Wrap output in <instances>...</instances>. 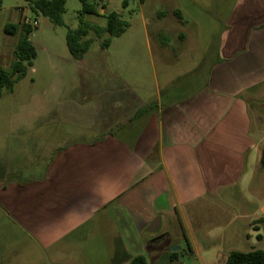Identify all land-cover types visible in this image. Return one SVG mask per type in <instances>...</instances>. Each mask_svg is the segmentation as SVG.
<instances>
[{
    "label": "crops",
    "instance_id": "1",
    "mask_svg": "<svg viewBox=\"0 0 264 264\" xmlns=\"http://www.w3.org/2000/svg\"><path fill=\"white\" fill-rule=\"evenodd\" d=\"M177 10L172 14L181 16ZM27 11L29 6H17L12 24L22 23ZM101 12L110 13L105 6ZM159 15L166 24L157 35L165 39L172 21L169 14ZM228 22L218 59L198 73L199 86L187 95L177 97V90L190 82L169 75L158 100L136 102L106 129L93 125L92 139L81 133L84 138L55 149L52 143L36 149L33 159L47 158L39 174L1 175L0 209L6 219L45 251L86 238L97 224L107 225L122 247L121 264L137 256L153 264L147 239L155 235L147 229L158 218L156 231L166 233L150 243L169 237L198 204L239 187L249 166L264 162L263 138L253 133L251 112L264 101V0H239ZM143 37L147 41L149 32ZM13 42L3 52L7 67L14 62ZM131 44L128 49L137 50V43ZM156 51L167 69L174 61L170 45L164 41ZM92 81L97 85L99 78ZM261 211L263 218L264 206ZM193 254L190 247L188 262L180 258L179 263L196 264Z\"/></svg>",
    "mask_w": 264,
    "mask_h": 264
},
{
    "label": "rangeland",
    "instance_id": "2",
    "mask_svg": "<svg viewBox=\"0 0 264 264\" xmlns=\"http://www.w3.org/2000/svg\"><path fill=\"white\" fill-rule=\"evenodd\" d=\"M90 2L99 15H86L82 18L85 22L105 27L107 20L101 12L105 6L109 12L120 14L129 28L121 37L112 39L107 33L99 37L90 32L87 39L93 42L83 60H76L67 46L68 31L80 25V0H67L62 26L27 11L28 18L38 21L31 35L37 58L14 92L4 90L0 99V176L12 179L18 171L24 177L39 174L47 158L42 154L33 159L36 149L50 143L55 149L58 144L85 136L92 139L93 134H89L93 125L106 129L110 119L136 102L158 100L160 87L169 75L181 84L190 82L177 90V97L197 88L198 73L207 71L219 57L228 21L237 10L239 0ZM17 6L26 7L27 1L0 0V56L8 70L3 52H7L8 42H17L18 36L6 35L4 27L17 21L13 16ZM176 9L181 16L172 14ZM159 13L169 14L166 19L172 21L171 32L165 39L157 35L166 24ZM146 31L149 32L147 41L143 37ZM106 39L111 43L104 49L102 44ZM164 41L170 45L174 58L167 69L163 68L166 64L162 65L156 51V45ZM132 42L137 43V50L128 49ZM93 76L99 78L97 85L89 82ZM90 98L96 99L91 102ZM251 112L253 133L263 138L259 147L262 151L264 101L252 105ZM32 163L35 174L28 171ZM247 173L248 177L239 187L198 204L184 221H177L169 237L161 236L163 239L155 243L149 242L151 237L147 239L149 258L156 260L153 264H166L174 248L178 249L179 259L188 262L185 255L193 247L191 259L196 264H218L221 256L232 251L264 250V222H260L264 206V162L257 168L250 165ZM108 228L97 224L86 238L45 251L6 219L0 209V264H121L125 260L122 247L117 234ZM164 233L166 230L161 228L147 234L157 238Z\"/></svg>",
    "mask_w": 264,
    "mask_h": 264
},
{
    "label": "trees",
    "instance_id": "3",
    "mask_svg": "<svg viewBox=\"0 0 264 264\" xmlns=\"http://www.w3.org/2000/svg\"><path fill=\"white\" fill-rule=\"evenodd\" d=\"M32 13L48 18L54 25H64L63 16L66 12L67 0H26ZM145 0H140L143 3ZM82 9L80 13V25L77 29L69 30L67 33V46L71 55L76 60H82L89 52L92 39H87L90 32L97 36L107 33L110 39L121 37L129 28V23L117 12H110L104 15L107 20L105 27L96 24H89L82 18L86 15H99L94 4L90 0H80ZM5 34L18 36L14 51V62L10 69H6L0 60V99L3 91L14 92L15 86L23 80L28 69L37 58V51L31 41L34 27L23 22L18 24H7L4 28ZM104 40L102 47L109 48L111 40ZM264 222V217L260 219ZM259 230V229H258ZM262 239V235H258ZM123 264H148L145 256H137ZM166 264H180L179 253L171 252ZM225 264H264V250H252L249 252L232 251L228 254Z\"/></svg>",
    "mask_w": 264,
    "mask_h": 264
},
{
    "label": "water",
    "instance_id": "4",
    "mask_svg": "<svg viewBox=\"0 0 264 264\" xmlns=\"http://www.w3.org/2000/svg\"><path fill=\"white\" fill-rule=\"evenodd\" d=\"M263 152H264V150H263ZM159 222H160V218H158L147 230L150 232L156 231L158 228ZM177 250H178L177 248H174L173 252H176ZM226 260H227V258L223 257L221 259V261L219 262V264H225Z\"/></svg>",
    "mask_w": 264,
    "mask_h": 264
},
{
    "label": "built area",
    "instance_id": "5",
    "mask_svg": "<svg viewBox=\"0 0 264 264\" xmlns=\"http://www.w3.org/2000/svg\"><path fill=\"white\" fill-rule=\"evenodd\" d=\"M23 23L26 24V25H31L32 27H36L38 26V21L35 20V21H32L30 18L28 17H24L23 18Z\"/></svg>",
    "mask_w": 264,
    "mask_h": 264
}]
</instances>
